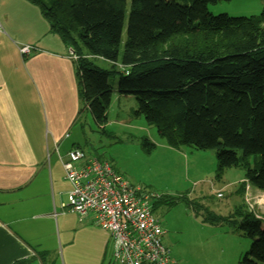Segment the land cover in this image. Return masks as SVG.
Segmentation results:
<instances>
[{
  "label": "trees",
  "instance_id": "obj_1",
  "mask_svg": "<svg viewBox=\"0 0 264 264\" xmlns=\"http://www.w3.org/2000/svg\"><path fill=\"white\" fill-rule=\"evenodd\" d=\"M28 1L72 49L79 97L99 128L108 122L115 90L134 95V115L170 147L213 151L218 177L242 168L247 182L264 191V9L234 17L209 11L223 0H131L125 23L127 0ZM142 146L147 153L156 147L147 137ZM205 220L251 239L238 264H264V225L245 206Z\"/></svg>",
  "mask_w": 264,
  "mask_h": 264
},
{
  "label": "crops",
  "instance_id": "obj_2",
  "mask_svg": "<svg viewBox=\"0 0 264 264\" xmlns=\"http://www.w3.org/2000/svg\"><path fill=\"white\" fill-rule=\"evenodd\" d=\"M26 45L32 50L23 54ZM71 50L36 4L0 0V264H116L111 237L93 214L64 206L71 184L63 160L83 150L75 134L88 113ZM126 96L115 90L112 100ZM243 171L235 183L242 201L252 186Z\"/></svg>",
  "mask_w": 264,
  "mask_h": 264
},
{
  "label": "rangeland",
  "instance_id": "obj_3",
  "mask_svg": "<svg viewBox=\"0 0 264 264\" xmlns=\"http://www.w3.org/2000/svg\"><path fill=\"white\" fill-rule=\"evenodd\" d=\"M130 1L127 0L125 23ZM263 9L264 0H223L209 6L213 15L225 13L234 17L257 16ZM126 38L125 24L123 43ZM184 39L177 38L178 41ZM95 63L103 69L111 68L99 59ZM117 81L118 76L109 77L110 83ZM126 97L119 102L113 98L104 130L94 123L89 113L85 115L84 131L79 127L75 134L83 151L109 161L130 183L154 197L152 201L164 230L165 242L180 264H238L249 250L251 239L232 231L225 223H211L205 218L208 219L209 214L229 216L244 203L248 211L260 216L258 220L264 225V191L247 185L242 201L237 189L241 187L235 185L244 176L242 168L227 169L218 177L213 151H199L187 146L180 150L167 145L163 147L161 143L165 141L156 127L148 125L143 116L134 115L135 96ZM143 137L158 143L151 153L144 150ZM226 184L229 186L224 188ZM182 196L192 204L182 200Z\"/></svg>",
  "mask_w": 264,
  "mask_h": 264
},
{
  "label": "built area",
  "instance_id": "obj_4",
  "mask_svg": "<svg viewBox=\"0 0 264 264\" xmlns=\"http://www.w3.org/2000/svg\"><path fill=\"white\" fill-rule=\"evenodd\" d=\"M20 50L28 54L32 47ZM79 161L83 164L77 166ZM63 168L71 184L64 206L80 216L93 214L94 223L111 237L116 264H180L165 243L153 196L130 183L109 161L88 158L80 148L68 151Z\"/></svg>",
  "mask_w": 264,
  "mask_h": 264
}]
</instances>
